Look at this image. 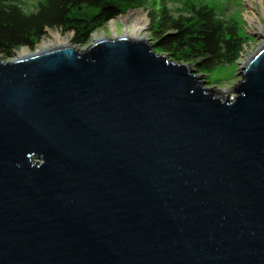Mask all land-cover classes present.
I'll list each match as a JSON object with an SVG mask.
<instances>
[{"label": "water", "instance_id": "95a60500", "mask_svg": "<svg viewBox=\"0 0 264 264\" xmlns=\"http://www.w3.org/2000/svg\"><path fill=\"white\" fill-rule=\"evenodd\" d=\"M238 75L131 31L0 57V264H264V43Z\"/></svg>", "mask_w": 264, "mask_h": 264}, {"label": "trees", "instance_id": "16d2710c", "mask_svg": "<svg viewBox=\"0 0 264 264\" xmlns=\"http://www.w3.org/2000/svg\"><path fill=\"white\" fill-rule=\"evenodd\" d=\"M119 1L143 8L154 50L174 61L208 72L238 57L243 41L239 26L219 15L211 0H176L179 5L172 12L166 0ZM81 8L97 12L89 19L72 15ZM121 12L111 0H34L31 8L27 0H0V56L9 59L21 47L33 50L46 29L72 32V44L82 46L94 29Z\"/></svg>", "mask_w": 264, "mask_h": 264}, {"label": "rangeland", "instance_id": "374dc122", "mask_svg": "<svg viewBox=\"0 0 264 264\" xmlns=\"http://www.w3.org/2000/svg\"><path fill=\"white\" fill-rule=\"evenodd\" d=\"M167 8L172 12L179 5L176 0H166ZM214 0H211V4L216 10V12L222 17L229 18L237 22L239 26V34L242 37V46L238 53V57L232 64H225L221 66H217L214 69L203 72L197 71L196 68L189 64L191 70H193L194 74L200 75L201 80L207 86V88H214L218 91L220 97H233L234 94L231 92V89L235 85L237 81L240 80L238 75L241 67L245 64V62L250 58V56L258 49V47L264 43V0H218L213 3ZM210 2V0H208ZM28 7H32L34 4V0H27ZM111 4H116L120 8H122V12L117 15L115 18L108 20L101 27L94 29L88 37L87 42L81 47L85 48L89 44L93 42L94 38H100L103 36L114 35L119 33L130 32V21L123 19L125 15L142 16L144 19L141 22V31L140 35L148 38L149 35L147 32L148 21L146 17V13L140 6H127L121 3L119 0H111ZM97 12L95 9H87L81 8L79 11H73L72 15L78 16L83 19H89L92 15ZM135 14V15H134ZM255 16L258 19V22H250L248 18L250 16ZM59 34L60 36L68 37L70 43H72V32L63 33L58 30H50L46 29V32L42 38H50L51 35ZM95 35V37H93ZM42 38H40L36 44L34 45L33 50L41 42ZM79 46V45H78ZM23 48V47H21ZM28 49V48H27ZM19 50L16 49L13 51V56L15 52ZM29 50V49H28ZM33 50H29L33 52ZM158 52V51H157ZM159 53V52H158ZM161 54V53H159ZM9 58L8 60L12 59ZM1 57V56H0ZM2 58V57H1ZM169 59H171L169 57ZM172 60V59H171ZM174 61V60H172ZM175 63L185 64L177 61Z\"/></svg>", "mask_w": 264, "mask_h": 264}, {"label": "bare ground", "instance_id": "6f19581e", "mask_svg": "<svg viewBox=\"0 0 264 264\" xmlns=\"http://www.w3.org/2000/svg\"><path fill=\"white\" fill-rule=\"evenodd\" d=\"M132 17L133 18H131V16L128 14V15H125L123 17V19L130 21V31L131 32H134V33L140 35L139 33H140L141 29H142V27L140 25H141V22L143 21V19L145 17L143 18L142 16H139L138 14H136V16H132ZM248 20L250 22H254V21L258 22L257 17H255L254 15L250 16L248 18ZM263 32L264 31H262V33ZM93 37H95V35H93ZM97 39L98 38H94L93 42H95ZM69 43H70V41H69L68 37H66V36H60L59 34L51 35L50 38H48V39L42 38L41 42L36 47V49L33 50V52L29 51L25 47L19 48V50L17 52H15V54H14L12 59L17 58V57H21V56H25V55H28V54L36 53V52H39V51L47 50V49H50V48L58 47V46H61V45L69 44Z\"/></svg>", "mask_w": 264, "mask_h": 264}]
</instances>
